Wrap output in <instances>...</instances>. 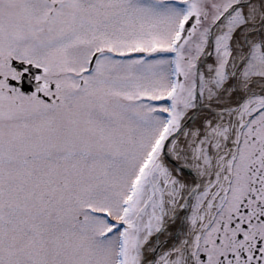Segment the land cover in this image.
I'll return each mask as SVG.
<instances>
[{"label":"snow or ice","instance_id":"6c2138e0","mask_svg":"<svg viewBox=\"0 0 264 264\" xmlns=\"http://www.w3.org/2000/svg\"><path fill=\"white\" fill-rule=\"evenodd\" d=\"M0 264H264V0H0Z\"/></svg>","mask_w":264,"mask_h":264}]
</instances>
